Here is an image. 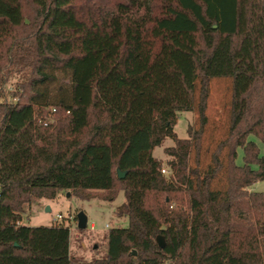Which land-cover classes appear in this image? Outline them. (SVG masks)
<instances>
[{"label": "trees", "instance_id": "1", "mask_svg": "<svg viewBox=\"0 0 264 264\" xmlns=\"http://www.w3.org/2000/svg\"><path fill=\"white\" fill-rule=\"evenodd\" d=\"M26 69L0 104V264H76L67 226L21 224L64 191L124 196L127 226L79 264H264V156L248 140L264 143V0H0V74ZM216 78L231 82L228 127L201 167ZM166 139L168 178L152 155Z\"/></svg>", "mask_w": 264, "mask_h": 264}, {"label": "rangeland", "instance_id": "2", "mask_svg": "<svg viewBox=\"0 0 264 264\" xmlns=\"http://www.w3.org/2000/svg\"><path fill=\"white\" fill-rule=\"evenodd\" d=\"M0 104H15L20 96L22 84L26 83L29 70L2 71L0 74ZM231 99V82L229 79L216 78L209 81V98L207 101L206 116L207 125L205 127L203 142L201 167L209 163L210 152L215 145L224 138L229 119V106ZM53 120V118H51ZM195 129L198 126V114L196 111L181 112L177 115L174 132L179 139H186L187 128ZM253 141L258 149L259 155L264 156V143L254 136L248 137ZM170 139L164 140L160 147L153 150V157L162 162V169L165 170L163 176L168 178L170 171L167 162L171 160L165 155L164 149L172 147ZM243 153L237 150L236 165H242ZM190 163H193V154L190 156ZM220 185V181H215ZM255 192H264V181L257 182L252 186ZM112 193L97 192L90 201H80L71 192H59L52 201L41 200L25 207L22 215V225L29 227H49L51 225L63 224L70 228V255L74 263L88 261L94 257H101L105 251V233L112 227H126L127 220L118 219L113 212L117 206L124 201V196L119 193L113 202H106L102 199L108 198ZM49 208L50 211H47ZM83 212L87 218L86 230L83 233L77 231V214ZM60 216V219H56ZM94 229L91 230L90 226ZM107 225V226H106Z\"/></svg>", "mask_w": 264, "mask_h": 264}, {"label": "water", "instance_id": "3", "mask_svg": "<svg viewBox=\"0 0 264 264\" xmlns=\"http://www.w3.org/2000/svg\"><path fill=\"white\" fill-rule=\"evenodd\" d=\"M116 172H117L118 179H122L125 177V173H121L119 170H117ZM47 211H50L49 208H47ZM86 226H87V218L83 212H79L77 214V228L79 230H85ZM156 242L160 249L164 248L165 244H164V240L162 237H158Z\"/></svg>", "mask_w": 264, "mask_h": 264}, {"label": "built area", "instance_id": "4", "mask_svg": "<svg viewBox=\"0 0 264 264\" xmlns=\"http://www.w3.org/2000/svg\"><path fill=\"white\" fill-rule=\"evenodd\" d=\"M161 173H163V174H164V173H165V170H163V169H162V170H161ZM56 219H57V220H58V219H60V216H57V218H56ZM106 226H107V225H106ZM67 227H68V226H67ZM68 229H69V231H70V228H69V227H68ZM90 229H91V230H93V229H94V226H93V225H91V226H90Z\"/></svg>", "mask_w": 264, "mask_h": 264}, {"label": "crops", "instance_id": "5", "mask_svg": "<svg viewBox=\"0 0 264 264\" xmlns=\"http://www.w3.org/2000/svg\"><path fill=\"white\" fill-rule=\"evenodd\" d=\"M26 226H29V225H26Z\"/></svg>", "mask_w": 264, "mask_h": 264}]
</instances>
